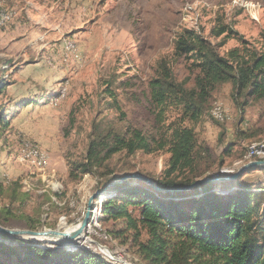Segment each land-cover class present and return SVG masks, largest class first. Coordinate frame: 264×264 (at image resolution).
Masks as SVG:
<instances>
[{"label": "rangeland", "instance_id": "1", "mask_svg": "<svg viewBox=\"0 0 264 264\" xmlns=\"http://www.w3.org/2000/svg\"><path fill=\"white\" fill-rule=\"evenodd\" d=\"M0 15V78L8 85L0 96V113L10 122L5 131L0 128V183L5 187L0 226L33 232H59L81 224L91 196L105 189L91 175L75 183L67 179V160L83 158L94 124L155 131L148 83L155 62L171 55L181 30L195 28L209 37L221 22L254 44L264 33V0H0ZM237 45L229 40L221 52ZM174 70L179 79L188 75L183 60ZM107 90L116 95L120 111ZM229 93V87L221 89L212 106L226 114L224 119H215L211 108L191 124L199 144L212 154L214 165L203 179L234 175L248 163L241 159L247 147L264 138V101L251 104L240 115ZM26 140L49 159L44 167L38 168L33 159H18ZM228 146H233V154L223 160L222 151ZM168 158L163 153L117 155L110 163L114 181L139 174L157 183L163 180ZM240 177L246 186L260 187L258 196L264 199V168ZM223 183H215V188L235 189L232 181ZM15 190L18 196L12 202ZM102 204L103 197H97L93 210H102ZM101 219L96 230H85L94 243L81 240L75 248L9 237L5 243L50 251L84 248L114 264H145L133 247L132 234L122 233L123 224Z\"/></svg>", "mask_w": 264, "mask_h": 264}, {"label": "trees", "instance_id": "2", "mask_svg": "<svg viewBox=\"0 0 264 264\" xmlns=\"http://www.w3.org/2000/svg\"><path fill=\"white\" fill-rule=\"evenodd\" d=\"M229 40L238 45L222 53ZM180 60L188 71L183 79L174 70ZM153 70L147 99L155 131L147 134L136 128L118 129L111 123L94 124L83 158L67 160L70 182L91 175L104 189L116 179L112 159L137 153L169 156L163 180L157 182L163 190L190 187L205 178L214 165L212 154L208 146L199 144L191 124L210 112L216 93L224 87H229V98L240 115L251 104L264 101V33L254 44L221 22L209 37L195 28H184L173 41L171 55L159 58ZM7 86L0 78V96ZM109 91L105 93L120 111L116 95ZM9 124L0 113V128L5 131ZM232 154L233 146L225 147L221 158ZM140 182L128 180L108 190L102 196L101 220L121 222L122 233L132 234L133 247L145 264H264L260 187L246 186L240 177L232 181L234 190L219 191L209 182L184 192L163 193ZM4 188L0 183V198ZM17 192H12V202ZM143 235L145 240H140ZM6 241L0 235V264H114L84 248L50 251Z\"/></svg>", "mask_w": 264, "mask_h": 264}, {"label": "water", "instance_id": "3", "mask_svg": "<svg viewBox=\"0 0 264 264\" xmlns=\"http://www.w3.org/2000/svg\"><path fill=\"white\" fill-rule=\"evenodd\" d=\"M258 168H264V161H257V162H251L248 164H245L243 166L240 167V169L234 174V175H230L227 177H221V178H216V179H212V178H206V179H202L197 181L195 184H193L190 187H183V188H178V189H173V190H163L161 189L157 183L153 182L151 179L143 177L139 174L133 175V176H124L112 183H110L104 190L94 194L93 196H91L88 206H87V212L84 216L83 221L81 222L83 229L81 230V233H84L85 239H82L83 241L89 242V243H94L92 240H90L85 233V230L87 228V225L89 223L90 220V213L91 210L93 209V203L95 201V199L100 196L103 195L105 193H107L108 190L114 188L117 185L123 184L126 181L130 180V179H135L137 181H141L143 183H145L146 185H148L149 187L153 188L154 190L158 191V192H163V193H177V192H184V191H188L192 188H194L195 186L202 184V183H223V182H229V181H233L238 179L241 175H243L245 172L253 170V169H258ZM229 173V171L227 172ZM52 235V238H57L58 236L61 237L59 239H66L71 241V245L73 248H75L74 244L77 243V239L80 236L79 232H69L67 234H59L58 231H45V232H33V231H27V230H13V229H7L4 228L2 226H0V235L5 236V237H9L12 239H16L18 241H35L37 237L43 236H49ZM81 241V240H80ZM64 248H67L64 246ZM99 248H101L102 250L108 251L107 247L104 246H99ZM109 254H111V252H109ZM112 255V254H111ZM113 256V255H112ZM112 259H114V257H110Z\"/></svg>", "mask_w": 264, "mask_h": 264}, {"label": "bare ground", "instance_id": "4", "mask_svg": "<svg viewBox=\"0 0 264 264\" xmlns=\"http://www.w3.org/2000/svg\"><path fill=\"white\" fill-rule=\"evenodd\" d=\"M58 93H60V92H58ZM60 96H59V99L64 96V93L62 92V94ZM53 100L55 101V99H53ZM220 114L221 113H220L219 108H214V107L212 108L211 115L215 119H220ZM21 145H22V149H23L22 153L23 154H26V153L32 154L34 156V157H32V159L35 160L36 164L38 165V168L39 167L42 168V167H44L46 165V162L44 160V159H46V155L43 152L40 151V149L38 148L39 146L37 147L36 145L30 143L27 140L24 141ZM27 159H29V158H26V160ZM244 160L246 162H248V163L257 162V161H264V138H262L259 141L251 143L247 147L246 155H245ZM248 163H245V164H248ZM245 164H243V165H245ZM263 191H264V189H263ZM100 197H102V195L98 196V198H100ZM93 206H94V203H93ZM92 210H91L92 214L90 213V220H89V223H88L89 225H87V227L89 229L94 227L95 230H96L98 228V222H99V220L101 219V216H102V210H101V207L100 208L95 207L93 212H92ZM61 229L62 230L58 232L59 234H61V233L67 234L69 232H75V231L79 232L80 236L77 239V242L85 238L84 233L83 232L81 233V230L83 229L82 224H79V225H76V226H72V227H68V228L67 227L63 228L62 227ZM59 238H61V237L58 236L57 238H52V235L49 234V236H46V237H43V236L37 237L36 240L50 241L51 243L54 242V243L60 244L61 246H65L67 248H73L71 245H68V244L72 243L71 241L66 240V239L65 240L64 239H59Z\"/></svg>", "mask_w": 264, "mask_h": 264}, {"label": "built area", "instance_id": "5", "mask_svg": "<svg viewBox=\"0 0 264 264\" xmlns=\"http://www.w3.org/2000/svg\"><path fill=\"white\" fill-rule=\"evenodd\" d=\"M225 117H226V114H220V119H219L218 121L224 119ZM32 157H34L32 154H30V153H26V154H20V158H18V159H22V158H29V159H32ZM44 160H45V162L47 163V161H48L49 159H44ZM88 232H89V234L92 233V231H89V230H88Z\"/></svg>", "mask_w": 264, "mask_h": 264}, {"label": "crops", "instance_id": "6", "mask_svg": "<svg viewBox=\"0 0 264 264\" xmlns=\"http://www.w3.org/2000/svg\"><path fill=\"white\" fill-rule=\"evenodd\" d=\"M49 165H50V164H49ZM49 170H50V172L56 174L54 170H51V169H50V167H49ZM62 172L65 174V173H66V169H65V170H62Z\"/></svg>", "mask_w": 264, "mask_h": 264}]
</instances>
